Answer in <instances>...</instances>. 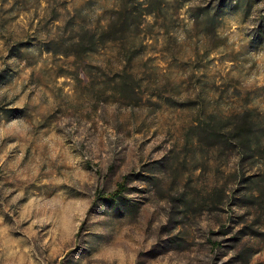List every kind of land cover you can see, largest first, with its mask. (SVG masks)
Instances as JSON below:
<instances>
[{"label": "rangeland", "instance_id": "obj_1", "mask_svg": "<svg viewBox=\"0 0 264 264\" xmlns=\"http://www.w3.org/2000/svg\"><path fill=\"white\" fill-rule=\"evenodd\" d=\"M119 1L0 0V264H264V155L203 134L264 129V0H140L133 59L81 41Z\"/></svg>", "mask_w": 264, "mask_h": 264}, {"label": "trees", "instance_id": "obj_2", "mask_svg": "<svg viewBox=\"0 0 264 264\" xmlns=\"http://www.w3.org/2000/svg\"><path fill=\"white\" fill-rule=\"evenodd\" d=\"M150 2L154 3L151 0L149 3ZM159 2L156 1L153 6H159L164 0H159ZM119 3H121V10L119 13L112 17L109 23L103 27L100 32L90 36V38L81 39V41L82 43L88 42L90 50H94L98 44L106 45L109 42L115 44L125 42L126 47H129V52H131V59H133L136 58L137 51L143 47L144 43L137 39V37L130 41L123 36L132 32L131 29L133 28L138 30L141 26V19H143L145 15L153 14V11L134 16V11H131V6L134 7L137 4L144 5L146 2L141 4L140 0H120ZM220 7L225 8L227 4L222 3ZM220 12L222 11H217V13ZM211 124L213 128L206 125L203 129V134H205L208 139L216 142L230 144L236 150L241 163L253 160L257 152L261 151V154L264 155V129L259 117L254 116L252 112L236 115L233 121L228 125L217 119H211ZM125 179L127 180V177ZM124 191L125 185L120 184L119 190L113 193V198H119Z\"/></svg>", "mask_w": 264, "mask_h": 264}]
</instances>
